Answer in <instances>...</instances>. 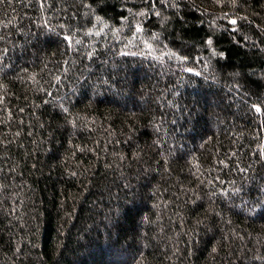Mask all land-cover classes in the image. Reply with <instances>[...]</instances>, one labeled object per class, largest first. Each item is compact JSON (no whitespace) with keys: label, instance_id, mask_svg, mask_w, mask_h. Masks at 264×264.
<instances>
[{"label":"trees","instance_id":"obj_1","mask_svg":"<svg viewBox=\"0 0 264 264\" xmlns=\"http://www.w3.org/2000/svg\"><path fill=\"white\" fill-rule=\"evenodd\" d=\"M0 264H264V0H0Z\"/></svg>","mask_w":264,"mask_h":264},{"label":"snow or ice","instance_id":"obj_2","mask_svg":"<svg viewBox=\"0 0 264 264\" xmlns=\"http://www.w3.org/2000/svg\"><path fill=\"white\" fill-rule=\"evenodd\" d=\"M231 23H232L233 25H235V24L237 23V21H236V20H232ZM139 31H141V29H140L139 27H137V32H139ZM65 39H68V38L66 37ZM208 43L211 44V40H209ZM149 47H150V45H149ZM189 71H191V69H189ZM260 110H261V109H260L259 107H256V111H257V112H259Z\"/></svg>","mask_w":264,"mask_h":264}]
</instances>
